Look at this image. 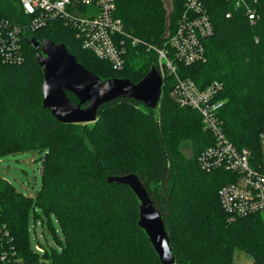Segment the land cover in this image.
I'll return each mask as SVG.
<instances>
[{
	"label": "trees",
	"instance_id": "1",
	"mask_svg": "<svg viewBox=\"0 0 264 264\" xmlns=\"http://www.w3.org/2000/svg\"><path fill=\"white\" fill-rule=\"evenodd\" d=\"M203 1L215 29L204 41L205 60L188 66L178 63V73L201 88L212 81L223 85L218 97L225 103L217 114L225 136L260 159L264 0H245L257 14L253 22L233 0ZM171 2L173 9L166 14L161 0H115L116 16L140 43L129 46L124 68L114 70L107 61L80 47L73 27L65 24L64 18H53L31 30L18 0H0V38L8 37L9 24L19 29L14 52L19 58L11 62L0 58V154L28 149L46 154L41 160V186L36 197L46 217L36 212L33 215L57 234L48 217L52 212L64 233L63 243L61 239L57 242L62 247L60 253L54 247L45 248L43 253L35 251L27 229L33 201L0 179V264L13 259L20 264H144L136 254L127 255L112 231L114 237H125L121 243L128 244L127 249L131 233L133 240L146 244L147 264L150 260L162 264L137 224L140 202L135 194L108 181L128 173L139 177L162 215L174 264H242L237 262L241 254L253 264H264L261 211L228 220L218 191L236 174L201 168L198 155L213 144L214 136L204 129L198 112L172 101L169 85H164L159 99L160 123L154 116L156 108L128 97L101 103L96 120L84 124L62 123L43 105V68L36 58L39 51L28 43L30 39L63 44L78 63L102 81L117 77L138 83L157 63L156 53L147 47L162 46L184 9L185 0ZM67 96L78 103L73 93ZM141 104L148 113L139 110ZM185 139L192 144L191 156L178 150L179 142ZM119 224L125 229L112 230ZM4 253L7 259L1 260Z\"/></svg>",
	"mask_w": 264,
	"mask_h": 264
},
{
	"label": "built area",
	"instance_id": "2",
	"mask_svg": "<svg viewBox=\"0 0 264 264\" xmlns=\"http://www.w3.org/2000/svg\"><path fill=\"white\" fill-rule=\"evenodd\" d=\"M235 7H242L250 22L257 18L254 9L245 0H233ZM19 7L28 17L31 30H37L53 18L65 19L71 24L80 47L95 57L107 61L114 70H121L126 63L127 50L140 43V39L127 32L121 18L116 16L115 0H18ZM230 18V12L226 13ZM8 25L3 22L2 25ZM214 26L208 7L203 0H185L184 9L172 32H167L162 46L149 45L156 53L155 69L160 74L161 94L169 85V97L180 107L195 110L202 117L204 129L214 136L211 146L198 155V163L205 171L219 168L234 172L233 181L224 184L218 191L222 208L228 220L243 218L264 210V130L259 136L261 158H254L245 147H237L224 133L217 112L225 101L218 95L223 85L212 81L199 87L192 79L178 73L177 64L188 66L204 61V41L214 34ZM7 38H0V58L14 60L19 56L16 37L19 29L9 24ZM2 34V33H1ZM1 59V60H2ZM170 76V79L167 77ZM170 80V82H168ZM159 104V103H158ZM158 106V105H157ZM264 126V125H263ZM43 253L40 244L33 247ZM7 259L4 253L1 260ZM9 264H20L9 260Z\"/></svg>",
	"mask_w": 264,
	"mask_h": 264
},
{
	"label": "water",
	"instance_id": "3",
	"mask_svg": "<svg viewBox=\"0 0 264 264\" xmlns=\"http://www.w3.org/2000/svg\"><path fill=\"white\" fill-rule=\"evenodd\" d=\"M28 43L39 51L36 58L43 68V105L62 123L94 122L98 106L113 98H132L151 109L156 108L159 103L162 79L154 66L138 83L117 77L102 81L78 63L63 44L50 39L37 41L35 38L30 39ZM69 92L78 98V103L68 98ZM41 170L42 167L40 173ZM108 181L132 190L140 202L137 223L139 228L148 236L161 263L174 264L175 257L163 217L154 207L139 177L128 173L115 175L108 178Z\"/></svg>",
	"mask_w": 264,
	"mask_h": 264
},
{
	"label": "rangeland",
	"instance_id": "4",
	"mask_svg": "<svg viewBox=\"0 0 264 264\" xmlns=\"http://www.w3.org/2000/svg\"><path fill=\"white\" fill-rule=\"evenodd\" d=\"M164 3V7L166 8V14H170L173 6L171 0H161ZM170 82V80H168ZM162 100H160V104L154 109V116H156L157 123H160L162 116L159 115L160 105ZM142 110L145 113H148V109L145 105L141 104L139 110ZM182 154L187 156H191L192 152V144L188 140H181L179 142V147ZM44 152L37 149H28L27 151H19L14 153H5L0 154V179L5 180L14 188V190L26 198L32 199L31 209L28 216V234L31 247H34L38 243L42 245L44 248L54 247L57 252L60 253L62 250L61 245H59L58 239H61V242L64 241V233H62L60 224L56 219L55 215L50 212L48 213V217L51 219L52 224L54 226V230L57 234H54L45 221L44 226L41 225L42 220L39 218H35L33 215L34 212L39 215L45 216V211L41 208V206L36 204V197L38 194V190L41 186V177H40V168L42 166L41 160L44 157ZM261 216L264 221V210L261 211ZM46 217V216H45ZM46 219V218H45ZM121 227V228H119ZM116 229H125L122 224L116 225L112 230ZM111 230V231H112ZM120 231V230H119ZM122 231V230H121ZM114 231H112V236L116 243L124 249L127 255L131 256L136 254L137 259L139 261L147 264L149 261L145 259V255L148 253V248L146 244L143 242L138 243V240L135 241L132 239L131 233L127 237L129 240V249H127V245L122 244V240L125 237H122V240L117 236L114 237ZM117 233V232H116ZM237 262L242 264H253L252 259L247 257L246 255L241 254V256H237ZM150 264H155V260H150Z\"/></svg>",
	"mask_w": 264,
	"mask_h": 264
}]
</instances>
